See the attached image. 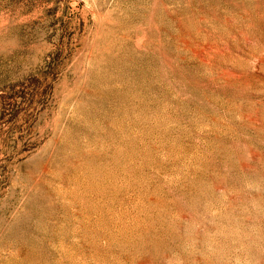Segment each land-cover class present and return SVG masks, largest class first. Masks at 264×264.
<instances>
[{
  "label": "rangeland",
  "instance_id": "374dc122",
  "mask_svg": "<svg viewBox=\"0 0 264 264\" xmlns=\"http://www.w3.org/2000/svg\"><path fill=\"white\" fill-rule=\"evenodd\" d=\"M0 264H264V0H0Z\"/></svg>",
  "mask_w": 264,
  "mask_h": 264
}]
</instances>
